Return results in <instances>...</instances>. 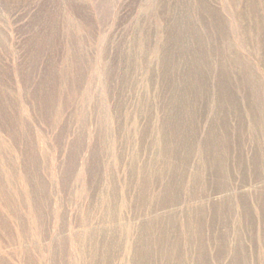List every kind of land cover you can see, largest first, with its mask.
Segmentation results:
<instances>
[{"label":"rangeland","instance_id":"rangeland-1","mask_svg":"<svg viewBox=\"0 0 264 264\" xmlns=\"http://www.w3.org/2000/svg\"><path fill=\"white\" fill-rule=\"evenodd\" d=\"M1 195L5 264H264V0H0Z\"/></svg>","mask_w":264,"mask_h":264},{"label":"bare ground","instance_id":"bare-ground-1","mask_svg":"<svg viewBox=\"0 0 264 264\" xmlns=\"http://www.w3.org/2000/svg\"><path fill=\"white\" fill-rule=\"evenodd\" d=\"M6 185V184H5ZM24 194V193H23ZM8 195V194H7ZM22 195V194H21ZM20 196V195H19ZM16 198V197H15ZM0 199H3L4 200V203L8 206V207H10V208H12V212H14V217L16 218V219H18L17 217H18V213H16L15 211H13V209L15 208V206H16V201H15V199L13 198V201H12V199H11V196H8V197H3L2 195L0 196ZM26 203V202H25ZM2 212V211H1ZM2 216V215H1ZM20 216V215H19ZM3 217H4V215H3ZM8 217V216H7ZM9 218V217H8ZM21 218V217H20ZM8 221V220H7ZM18 222H19V219L17 220ZM24 222V221H23ZM10 223V222H9ZM31 224H34V223H31ZM7 222L6 221H4V219H2L1 217H0V229H6L7 228ZM35 226H36V224H34ZM14 233V232H13ZM12 234V233H11ZM15 235V234H14ZM21 236H22V239L23 238H25V230L24 229H21ZM31 236V235H30ZM1 238V237H0ZM10 239V238H9ZM20 243V242H19ZM32 243H34V242H32ZM38 244V243H37ZM24 245V244H23ZM2 246V245H1ZM17 246V245H16ZM79 246V245H78ZM2 247H4V246H2ZM18 247V246H17ZM74 248V247H73ZM6 249V248H5ZM8 249H10V248H8ZM1 250V249H0ZM73 250V249H72ZM71 250V251H72ZM149 250V249H148ZM73 251H75V250H73ZM75 253V252H74ZM84 253V252H83ZM82 253V254H83ZM12 254V253H11ZM27 254V253H26ZM33 254V253H32ZM67 254V253H66ZM143 254V253H142ZM73 255V254H72ZM145 255V254H144ZM22 256H24V255H22ZM84 256V255H83ZM29 257V256H28ZM27 257V258H28ZM34 257V256H33ZM4 259H6V258H4ZM26 259V258H25ZM33 259V258H32ZM71 259V258H70ZM77 259V258H76ZM27 260V259H26ZM76 262V261H75ZM0 264H5L3 261H1L0 260ZM72 264V263H71Z\"/></svg>","mask_w":264,"mask_h":264}]
</instances>
